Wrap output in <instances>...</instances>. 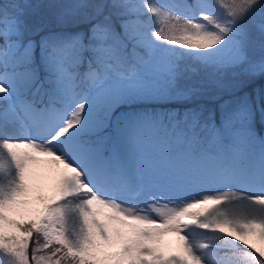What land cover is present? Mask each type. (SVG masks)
Returning a JSON list of instances; mask_svg holds the SVG:
<instances>
[{
  "label": "snow or ice",
  "instance_id": "obj_1",
  "mask_svg": "<svg viewBox=\"0 0 264 264\" xmlns=\"http://www.w3.org/2000/svg\"><path fill=\"white\" fill-rule=\"evenodd\" d=\"M45 7L0 0V264H264V0Z\"/></svg>",
  "mask_w": 264,
  "mask_h": 264
},
{
  "label": "trees",
  "instance_id": "obj_2",
  "mask_svg": "<svg viewBox=\"0 0 264 264\" xmlns=\"http://www.w3.org/2000/svg\"><path fill=\"white\" fill-rule=\"evenodd\" d=\"M53 2H55V0H27V3L34 6V9L30 10L33 12V18L38 14L47 13L48 9L45 6ZM226 78L232 82H236L239 79L238 77H232L231 74H228ZM240 91H247L255 96L257 93L264 91V79L256 78L254 81H247L238 90V94ZM203 102L207 107H214L217 104L216 101H212L209 98H205Z\"/></svg>",
  "mask_w": 264,
  "mask_h": 264
},
{
  "label": "rangeland",
  "instance_id": "obj_3",
  "mask_svg": "<svg viewBox=\"0 0 264 264\" xmlns=\"http://www.w3.org/2000/svg\"><path fill=\"white\" fill-rule=\"evenodd\" d=\"M225 99L229 98L227 97V95L224 97ZM37 172L38 173H42L44 175H47V170L44 169V168H38L37 169ZM220 190H226V189H220ZM201 194V190L197 189V190H192V191H189V192H186L182 195V199H191L193 196H198ZM141 204H143V202L141 201ZM169 240H172L173 241V244H172V250H175V243H174V237H169L168 238Z\"/></svg>",
  "mask_w": 264,
  "mask_h": 264
}]
</instances>
